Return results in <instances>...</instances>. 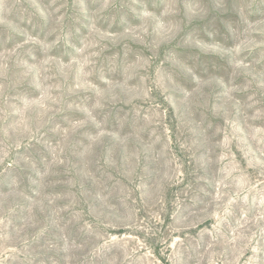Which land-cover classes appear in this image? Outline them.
<instances>
[{
	"label": "rangeland",
	"instance_id": "rangeland-1",
	"mask_svg": "<svg viewBox=\"0 0 264 264\" xmlns=\"http://www.w3.org/2000/svg\"><path fill=\"white\" fill-rule=\"evenodd\" d=\"M0 264H264V0H0Z\"/></svg>",
	"mask_w": 264,
	"mask_h": 264
}]
</instances>
